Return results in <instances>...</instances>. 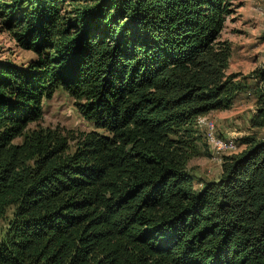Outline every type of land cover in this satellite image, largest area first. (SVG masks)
<instances>
[{"label": "trees", "instance_id": "16d2710c", "mask_svg": "<svg viewBox=\"0 0 264 264\" xmlns=\"http://www.w3.org/2000/svg\"><path fill=\"white\" fill-rule=\"evenodd\" d=\"M228 0H0V264H264V62L226 73ZM249 86V87H248ZM61 89L90 126H42ZM250 89L213 179L196 123ZM34 123L32 127L30 123Z\"/></svg>", "mask_w": 264, "mask_h": 264}, {"label": "rangeland", "instance_id": "374dc122", "mask_svg": "<svg viewBox=\"0 0 264 264\" xmlns=\"http://www.w3.org/2000/svg\"><path fill=\"white\" fill-rule=\"evenodd\" d=\"M228 2L230 11L220 31V38L227 39L231 45L226 73H238V78L243 77V82L253 87L254 81L245 76L261 67L264 62V0H228ZM2 19L0 15V61L25 67L35 54L22 49L17 44ZM253 101L252 91L248 89L240 93L228 109L209 111V114L201 116V119H210L216 134L234 137L236 141L234 152H236L242 148L237 138L248 132L247 118L253 112ZM42 112V118L38 122L42 126L58 125L64 130L90 128L76 112L71 99L59 88L50 98L42 101ZM203 124L197 125L206 143ZM33 125V122L29 124L30 127ZM238 133H240L239 136H235ZM220 161L211 153L199 154L191 158L187 166L197 178L213 179L219 170Z\"/></svg>", "mask_w": 264, "mask_h": 264}, {"label": "built area", "instance_id": "2783aa9c", "mask_svg": "<svg viewBox=\"0 0 264 264\" xmlns=\"http://www.w3.org/2000/svg\"><path fill=\"white\" fill-rule=\"evenodd\" d=\"M204 119H201V116H199L197 117L196 122L197 124L204 123V136L207 149L213 157H217V160L220 161L222 155L234 152L236 147L235 138L232 136L224 137L216 134L213 122L210 119Z\"/></svg>", "mask_w": 264, "mask_h": 264}, {"label": "crops", "instance_id": "0c3cea01", "mask_svg": "<svg viewBox=\"0 0 264 264\" xmlns=\"http://www.w3.org/2000/svg\"><path fill=\"white\" fill-rule=\"evenodd\" d=\"M208 114H209V112H208ZM248 117H249V116H248ZM247 119H248V118H247ZM228 133H229V132H228ZM236 134H237V133H236ZM239 134H240V133H238V135H235V136H239Z\"/></svg>", "mask_w": 264, "mask_h": 264}]
</instances>
